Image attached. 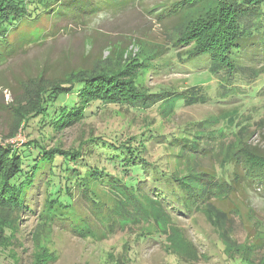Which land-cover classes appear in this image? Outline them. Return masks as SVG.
<instances>
[{"label":"rangeland","instance_id":"obj_1","mask_svg":"<svg viewBox=\"0 0 264 264\" xmlns=\"http://www.w3.org/2000/svg\"><path fill=\"white\" fill-rule=\"evenodd\" d=\"M125 1L86 19L41 15L10 38L16 49L0 60V144L10 149L27 146L30 136L21 115L36 111L43 91L66 82L70 72L91 70L99 60L104 67L129 62V72L137 71L134 84L146 93L195 88L202 90L206 102L184 104L176 93L146 110L109 106L97 112L91 106L75 126L59 132L47 129L46 148L69 150L89 133L108 140L146 139L148 130H154L158 134L146 155L150 163L149 155L159 153L158 167L172 174L196 179L211 171L217 181L230 182L237 157L243 159L238 152L254 153L256 147L264 152V65L253 60L246 76L225 82L211 74L207 55L178 61L165 49L176 43L175 33L165 28L167 22L156 20L176 0ZM217 5L207 0L187 11L184 19L195 25L209 19ZM137 57L144 59L142 64ZM257 71L260 74L253 76ZM204 122L207 131L197 140L202 146L194 144L193 151L178 152L167 145L159 151L155 146L167 144L181 127ZM84 171L81 168V175ZM45 173L17 194L3 187L0 173V264H35L39 251L49 256L48 264H117L127 246V264H263L264 187L242 182L235 195H213L208 203L193 205L185 217L169 216L154 198L126 214L106 187L91 185L94 204L76 188L65 196L63 184L52 183L49 169ZM246 245L249 253L244 255Z\"/></svg>","mask_w":264,"mask_h":264},{"label":"trees","instance_id":"obj_2","mask_svg":"<svg viewBox=\"0 0 264 264\" xmlns=\"http://www.w3.org/2000/svg\"><path fill=\"white\" fill-rule=\"evenodd\" d=\"M206 1L176 0L156 15L158 23L167 22L165 28L176 35V43L172 42L165 48L168 54L174 55L181 62L207 55L211 74L225 82H234L246 76L248 65L253 60L255 63L252 64L264 65V0H216L218 5L209 19L197 21L195 25L192 24L194 21L188 24L184 14ZM50 2L0 0V60L6 59L16 49L10 38L13 35L19 36L25 23L41 15L50 14L52 19L61 16L70 20H74V17L86 19L97 11L126 3L125 0ZM57 2H60L59 7L55 9L53 5ZM176 44L180 49L184 46L186 50L179 51ZM137 60L142 64L144 59L137 57ZM99 62L91 70L70 72L66 82L43 91L41 104L36 111L30 115H21L22 127L30 137L27 146L21 149H10L0 144V173L5 178L3 187L15 190L17 194L24 184L31 185L36 180L40 181L49 169L52 183L55 181L59 187L63 184L65 196L70 197V190L76 188L83 197L97 204L93 201L90 188L93 184H99L106 187L104 190L113 196L126 214H131L130 210H135V207L139 209L147 199L154 198L169 216L175 217L189 216L193 212V205L206 204L213 195H235L242 182L264 187V152L261 153L259 147L254 148L257 151L254 153L249 149H243V155L238 152L243 159L237 157L230 182L217 181L211 171L201 172L196 179H190L188 174H172L168 168L158 167L156 162L161 158L159 153L149 155L152 157L150 163L146 155L149 144L158 134L154 130H148L146 139L139 136L108 140L91 137L89 133L69 150L57 146L47 149L44 143V132L47 129L59 132L75 126L85 119L86 110L91 106L97 112L109 106L146 110L163 104L170 97L167 94L176 93H179L184 104L204 103L207 100L202 90L195 88L184 92L146 93L134 84L137 71L129 72V62L112 67H104L101 60ZM151 65L150 62L147 65L149 70L153 67ZM96 67L98 71H95ZM259 72L253 76L257 77ZM223 86L220 83V87ZM204 124L191 123L181 127L166 139L167 144L156 142L155 146L159 151H163L165 145L174 147L178 152L193 151L194 144L202 146L197 140L207 131ZM28 162H31L30 169L23 173ZM2 167H6L4 173ZM81 168L85 169L82 175ZM88 180L91 181L90 185ZM59 191L62 192L61 188L57 193ZM49 200L45 203L48 204ZM46 205L44 208L49 209ZM48 209L45 218L49 217ZM51 219L53 222L57 220ZM127 247L122 248L117 264H127ZM248 247L246 245L245 249ZM248 253V249L244 251V255ZM36 255L38 262L35 264L50 263V260H46L49 257L46 253L41 254L39 251Z\"/></svg>","mask_w":264,"mask_h":264}]
</instances>
